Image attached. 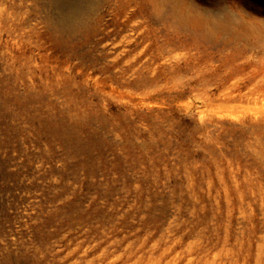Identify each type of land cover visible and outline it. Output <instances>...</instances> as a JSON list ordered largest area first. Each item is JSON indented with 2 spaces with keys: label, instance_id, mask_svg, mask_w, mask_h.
Masks as SVG:
<instances>
[{
  "label": "rangeland",
  "instance_id": "rangeland-1",
  "mask_svg": "<svg viewBox=\"0 0 264 264\" xmlns=\"http://www.w3.org/2000/svg\"><path fill=\"white\" fill-rule=\"evenodd\" d=\"M0 264H264V0H0Z\"/></svg>",
  "mask_w": 264,
  "mask_h": 264
}]
</instances>
